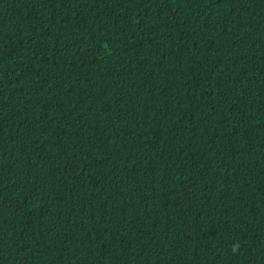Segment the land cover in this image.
I'll return each instance as SVG.
<instances>
[{
	"label": "trees",
	"instance_id": "trees-1",
	"mask_svg": "<svg viewBox=\"0 0 264 264\" xmlns=\"http://www.w3.org/2000/svg\"><path fill=\"white\" fill-rule=\"evenodd\" d=\"M0 264H264V0H0Z\"/></svg>",
	"mask_w": 264,
	"mask_h": 264
}]
</instances>
